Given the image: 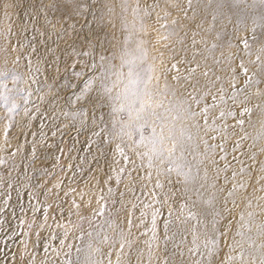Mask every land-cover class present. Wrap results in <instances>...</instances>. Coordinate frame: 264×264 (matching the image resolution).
<instances>
[{
    "label": "rangeland",
    "instance_id": "rangeland-1",
    "mask_svg": "<svg viewBox=\"0 0 264 264\" xmlns=\"http://www.w3.org/2000/svg\"><path fill=\"white\" fill-rule=\"evenodd\" d=\"M141 41L159 99L182 109L187 184L112 112ZM262 68L260 0H0V72L24 90L0 107V264H264Z\"/></svg>",
    "mask_w": 264,
    "mask_h": 264
},
{
    "label": "snow or ice",
    "instance_id": "snow-or-ice-1",
    "mask_svg": "<svg viewBox=\"0 0 264 264\" xmlns=\"http://www.w3.org/2000/svg\"><path fill=\"white\" fill-rule=\"evenodd\" d=\"M261 4H264V0H260ZM135 11H139L137 8ZM146 14H147V10ZM127 44V39L124 41ZM141 41L137 45V52L139 53L136 56L131 58L128 57L127 51L124 55L121 56V65L120 67H127V84L125 85L124 92L122 94V102L120 106L113 107L112 112H122L127 116V121L122 125V131L124 128H134L139 135V139L134 140L133 143L137 146L143 145L148 150L142 153H137L141 159L147 158L148 166L151 167L154 160L160 161L161 164H166L164 171L168 173H175L177 177H182V183H189L193 178L190 176V168L188 171H185V164L183 163L185 157V144L183 140V133L177 135L173 124L169 121V116H171L173 111H182V109L172 106L165 107L163 102L159 99L161 93L156 90L153 85L154 80V69L152 65L146 64L147 60V51L141 47ZM245 46H248L247 40L243 41ZM87 55V53H84ZM104 59V57H101ZM91 69L95 68V65L88 66ZM172 68L175 69L176 65L173 64ZM264 70V68H262ZM84 73L82 71L73 70V76L76 78L81 77ZM8 73L0 72V107L7 108L9 113L16 110L17 105L14 101V96L22 93L23 89H15L9 87L8 84ZM110 75H115L119 79L123 73L116 71L110 73ZM107 78V77H106ZM177 77H173L176 79ZM12 82L17 81L16 76H12ZM158 79V77H155ZM94 77L86 76L82 81V86L79 89V94L76 95V101L87 97L90 90L93 87ZM77 87L76 85H72ZM100 87L105 93H111L112 89L108 87L103 82ZM121 99V97H117ZM25 103H27V98L24 97ZM164 109L163 112L158 111L159 109ZM206 111V110H202ZM245 112H248V109H244ZM64 116L67 118L71 116L73 120L77 116L83 115V110H77L76 112H64ZM191 116H195L196 113H191ZM175 116H171L172 120H175ZM95 119V117H93ZM113 123V130L115 129V120ZM242 123V122H241ZM101 133H104V142H110V136L112 132L106 129H101L98 132H95L94 135L100 136ZM124 135H127L129 139L132 138V132L125 131ZM121 135L120 132L116 133V136L119 138ZM116 154L120 155L124 161L130 162L129 157L124 153L123 149L119 144L115 148ZM121 172L124 171L123 168L120 169ZM157 187L161 185L157 182ZM190 218L195 219L194 213H189ZM153 225H155V213L153 214ZM129 225H131V218L128 220ZM90 235V234H89ZM90 246V245H89Z\"/></svg>",
    "mask_w": 264,
    "mask_h": 264
},
{
    "label": "bare ground",
    "instance_id": "bare-ground-1",
    "mask_svg": "<svg viewBox=\"0 0 264 264\" xmlns=\"http://www.w3.org/2000/svg\"><path fill=\"white\" fill-rule=\"evenodd\" d=\"M238 16V15H237Z\"/></svg>",
    "mask_w": 264,
    "mask_h": 264
}]
</instances>
